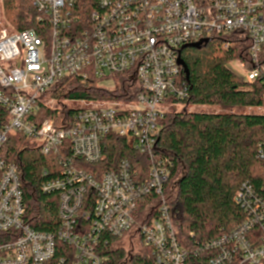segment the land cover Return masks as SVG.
<instances>
[{"label":"built area","instance_id":"built-area-1","mask_svg":"<svg viewBox=\"0 0 264 264\" xmlns=\"http://www.w3.org/2000/svg\"><path fill=\"white\" fill-rule=\"evenodd\" d=\"M31 5L38 30L0 32V106L10 116L0 129V264H106L105 235L119 242L134 237L154 264H264V197L247 184L236 197L250 213L240 229L193 249L180 245L165 194L171 162L156 151L159 121L188 96L178 64L184 46L216 38L225 47L239 44L242 57L230 65L246 82L264 85V0ZM118 75L131 87L123 99L67 101L79 107L63 106L75 114L62 126L42 119V108L58 106L50 96L56 82ZM15 133L42 154L62 157L59 175L42 184L44 193L59 194L55 233L27 223L21 172L1 153ZM111 134L149 157L147 178L137 175L129 159L99 176L83 169L80 161L95 165L104 159ZM202 256L203 263L190 260Z\"/></svg>","mask_w":264,"mask_h":264},{"label":"trees","instance_id":"trees-1","mask_svg":"<svg viewBox=\"0 0 264 264\" xmlns=\"http://www.w3.org/2000/svg\"><path fill=\"white\" fill-rule=\"evenodd\" d=\"M3 8L4 16L17 32L38 30L41 23L31 0H5ZM241 47H225L224 41L216 38L199 48L183 49L181 57L188 66L189 80L183 71L181 79L188 96L180 105L187 109L170 111L159 121L156 151L171 162L165 194L172 208L176 236L184 248L193 249L243 226L250 213L238 204L236 197L244 184L264 197V115L246 112L264 108V85L258 81L248 83L229 68L236 58L242 57ZM109 82H114V86L104 85ZM127 85L130 86L129 81L121 75L102 79L90 76L86 80L66 77L50 91L58 106L42 108V119L54 118L62 126L75 114L63 108L67 101L121 100L131 93ZM189 107L229 111L195 113L189 112ZM9 119L8 112L0 106V129ZM1 153L21 172L27 223L40 233H55L59 194L44 193L42 184L59 175L62 157L58 153L42 154L18 133L11 134ZM103 153L105 157L98 164L79 163L99 176L129 159L137 175L147 178L149 157L130 149L116 135L106 138ZM103 239L101 251L108 257L106 264H154L147 251L130 257L119 245V239L107 235ZM205 259L202 256L190 260L203 263Z\"/></svg>","mask_w":264,"mask_h":264},{"label":"rangeland","instance_id":"rangeland-1","mask_svg":"<svg viewBox=\"0 0 264 264\" xmlns=\"http://www.w3.org/2000/svg\"><path fill=\"white\" fill-rule=\"evenodd\" d=\"M4 5L3 6H0V32L2 30H6L10 33H14V32H17L16 29H14V25H12V23H10L6 16H4ZM229 68L233 71V72H237V66L232 64L229 66ZM104 85L106 87H113L114 86V82H109V83H104ZM127 89H131V87L129 85H127ZM70 107H73V108H77L79 107V104H74V103H71V102H68L67 103ZM65 104V105H67ZM187 109L186 107L184 106H179V107H175L172 111H177V112H181L183 110ZM188 111L189 112H207V113H210V112H214V113H222L224 111H229V110H222L221 108L219 107H210V108H204V107H189L188 108ZM235 111V110H233ZM236 112V111H235ZM247 113H253V112H256V113H261L264 115V108L262 109H256V110H246ZM119 245L123 248V250L125 251V253H128L129 256L131 257L132 254H136V253H141V247H140V244L138 241L135 240L134 237H126L125 239L121 240L119 242Z\"/></svg>","mask_w":264,"mask_h":264},{"label":"water","instance_id":"water-1","mask_svg":"<svg viewBox=\"0 0 264 264\" xmlns=\"http://www.w3.org/2000/svg\"><path fill=\"white\" fill-rule=\"evenodd\" d=\"M208 42H209V39L204 40V41L199 42V43H193V45H186V46H184L182 48V50L185 49V48H199L202 45H206ZM178 64L183 67L185 75H186V79L189 80L188 79L189 78V69H188V66L185 64V62H184V60L182 59L181 56L179 58Z\"/></svg>","mask_w":264,"mask_h":264}]
</instances>
